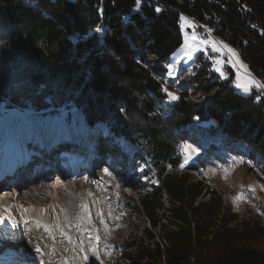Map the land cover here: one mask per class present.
Returning <instances> with one entry per match:
<instances>
[{
  "label": "trees",
  "instance_id": "16d2710c",
  "mask_svg": "<svg viewBox=\"0 0 264 264\" xmlns=\"http://www.w3.org/2000/svg\"><path fill=\"white\" fill-rule=\"evenodd\" d=\"M181 16L235 48L264 82V0H0V105L53 109L68 127L101 125L150 144L156 177L146 176L156 185L140 208L162 236L142 229L136 264H264L263 221L240 217L221 191L195 179L203 162L181 167L191 141L242 157L264 180V95L237 94L200 56L173 88L166 64L183 42ZM164 86L179 99L169 101Z\"/></svg>",
  "mask_w": 264,
  "mask_h": 264
},
{
  "label": "rangeland",
  "instance_id": "374dc122",
  "mask_svg": "<svg viewBox=\"0 0 264 264\" xmlns=\"http://www.w3.org/2000/svg\"><path fill=\"white\" fill-rule=\"evenodd\" d=\"M179 22L181 23L180 20ZM204 27L201 28L199 26L200 30L202 31L199 34H205V31L208 30L206 26ZM179 29L180 34L183 36V42L171 55L170 59L167 61L166 67L181 55L183 51L182 46L184 45L185 40H190V36L193 31L191 28L181 30L180 24ZM208 38L217 42H222L214 38L212 35H210ZM223 44L227 43L223 41ZM230 47L235 50V48L232 46ZM236 53H238L239 59L244 64H246L240 53L238 51H236ZM221 55L225 61L228 60L229 56L226 50L223 54L212 52L210 48H207L203 51H197L194 53L191 60L185 58V60L178 65L175 79L167 75L165 80L167 82H172L171 86L173 88H176L178 85L186 82L195 73V68L198 67V64H200L199 60L196 61L200 56L204 62L210 64V70L216 74L218 79L222 82H228L230 86L234 88L237 94H240L243 97H249L252 95L254 90H257L262 92L264 95V90L260 89L254 88L250 93H244L243 91L237 89L233 83L236 78L237 69L233 68L227 62L223 64V71L226 73L227 79L220 78L219 73L215 71L214 58ZM3 107L4 106H1L0 109L2 110ZM14 113H16V111H12L10 113L12 118L15 116H13ZM29 115L24 116L25 118L19 121L13 136L17 138V134L19 133L18 130H20L23 125L26 127L32 125L33 127L29 132V136L25 138L26 146L30 148V150L35 148V146H33L34 142L38 144L39 141H42L44 132H47L49 128L51 129L50 133L52 135L53 133L56 134L57 131L61 132L57 140L61 139L62 134L64 136L68 134L62 130L65 122L62 117H58L53 121L46 116H43L42 118H35ZM96 130L98 131V138H104L108 142L112 141L110 138H106L107 135L104 129L98 127ZM68 132L71 133V137H73V135L78 136L77 133H80L83 137V141H86H84V144H87L88 147H92L91 141L94 139V133L90 131L86 124L83 125L79 130H77V128L72 130L71 127ZM65 142L66 140L63 137L61 147H65ZM186 144L194 146L199 150V152L198 154L194 155L193 159L187 164H183L184 168L191 164L200 165L203 162L206 167L203 170L192 172V176L199 181L207 182L211 189L221 191L225 201L228 204H231L233 209L240 215V217H258L264 223V187H262L264 186V180H262L260 175H258L260 173L259 168L251 162L246 164L242 157L240 158L230 153L227 154L226 151L222 149L207 152L203 149H199V147L194 142L188 141L184 145ZM129 146L133 152V155H135V160L131 163L130 169L131 175L134 177V179H137L138 182L136 185V190L131 187L130 182L124 180V173H122V175H118L116 171H109L111 176L105 175V173H103L102 176H89L86 175L89 171L84 168L85 170H82L84 171L82 176L67 178L63 184H50L49 186H46V188L41 192L45 194L47 193L51 197L49 196L50 198L46 197V199H43L45 200L44 204L39 202L42 198L36 194L37 192H35L36 200H33L35 203L34 205H30L31 203L27 201L26 197L31 192L30 190L26 189L22 190L20 197L18 195L17 198L12 196L17 193L15 190H13L11 194L8 193L6 195H0V206L9 207L10 209L11 206H14L15 208L12 213L17 220H20L21 217V208L18 206H23L24 209L32 210V212L36 211L38 216L37 218H33V220L31 219V216L25 213L29 218V223L27 225L22 223L21 227L16 228V232L14 234H6L3 231L0 232V252L4 251L3 253H0V264H23L27 262L22 261H39L41 257L34 250L36 244H40L43 252L45 253L43 258L46 262L49 260V254L51 253L52 248L55 247L56 254L51 256L52 264H59L60 258L62 256H73L72 252L63 251V249L70 248L71 246L60 236L59 231H55L53 233L56 238L53 240L44 231L43 227L37 228L32 223V221L39 220L41 225L45 223L54 224L57 221V218H59L60 221H63L65 213L62 212L61 209H66L69 217L74 222L75 216L80 211L79 206L81 203H88L90 211L92 212L93 224L98 229V234L101 237V243L98 247V250L100 252V257L103 261V264H136L134 259L139 254V245L145 241V235L142 233V229L146 227L147 229L152 230V228L149 227V220H147L140 208L141 201L146 195L144 193L150 191L149 189L152 184L151 180L148 181L149 179H147L148 177L146 176V172H149L151 177H156V173L153 169L147 168V164L150 162V144H148L146 140L140 139L137 140L136 143L130 144ZM21 151L22 150H20V152ZM18 152L19 151H17V153ZM182 153L183 161H185V152L183 149ZM102 160L105 162L106 159L104 158ZM67 162H70V160ZM123 164L127 165L125 162ZM104 168L105 166L102 167V169ZM226 168L230 169V171L227 173V179L224 178V169ZM99 171L100 170L97 169L96 172L98 173ZM84 177H88L87 181L84 179ZM140 179H142L143 182H139L138 180ZM75 180H77V182H75ZM94 180L99 181V186L93 183ZM252 189H254V191H252ZM89 193L92 195L89 196ZM117 193H119V196H117ZM237 196H242V199L234 202V198ZM49 199L52 200L49 201ZM206 200H208L207 195L201 198V201L203 202ZM93 201H95V203H93ZM168 204V200H166V197H164L162 205L164 209L168 208ZM43 206L46 208L45 210H47L46 216L43 212H41ZM109 208L112 210V216L119 217V219H112L111 217H108L107 214L109 212ZM97 210H100L105 215L109 231L105 232L104 225H101L98 218H96L95 213ZM160 215L164 219L163 224L165 225L166 215H164L163 211H161ZM2 224L6 226L5 222ZM117 225H119V227H117ZM9 229L13 231L12 227ZM151 233H155L157 235V239L160 240L162 236L161 229L153 228ZM70 235H72L74 238H78L80 234L76 232L75 229H72L70 231ZM84 235L87 237V233ZM107 245H110L111 248H107ZM85 246L87 247V240H85ZM7 247L18 249L19 252L14 251V249L10 250L9 252H5ZM90 258H93L94 262L98 261L95 259V257H92L89 254V260ZM82 262L83 261L81 260H77L76 264H82ZM99 262L101 261L99 260ZM32 264L39 263L36 262Z\"/></svg>",
  "mask_w": 264,
  "mask_h": 264
},
{
  "label": "snow or ice",
  "instance_id": "6c2138e0",
  "mask_svg": "<svg viewBox=\"0 0 264 264\" xmlns=\"http://www.w3.org/2000/svg\"><path fill=\"white\" fill-rule=\"evenodd\" d=\"M140 0H137V6H139ZM157 12L161 11V9L157 8ZM180 27L181 30H185L188 28L193 29L190 40H185L183 47V51L179 57H177L174 62L167 65L168 72L167 75L169 77H172L175 79L176 72L178 70V65L187 58L188 60H191L193 58V55L197 51H203L207 48H210L212 52L215 53H221L223 54L226 50L229 58L227 61H225L221 56H217L214 58V67L215 71L219 73L220 78L227 79L226 73L223 71V64L227 62L230 64L233 68H236V78L234 80L235 87L244 93H250L254 88L264 90V82H261L257 80L251 72L248 70V66L244 64L240 59L238 53L234 49H232L227 44H223V42H217L215 40H212L210 38H203L199 36L195 31V23L188 18L181 16L180 17ZM99 31V29H97ZM209 33L211 32V29L207 30ZM195 43H191V42ZM243 70V71H241ZM162 91L167 94V97L169 101H176L179 99V96H177L174 92L169 91V89L164 86L162 87ZM257 99H260L259 96H257ZM185 152V161L184 163L187 164L190 160L193 159V156L198 154L199 150L195 148L194 146L190 144L184 145L183 148ZM183 167V165H181ZM230 171V169H224L225 172V179H227V173ZM103 172L105 175L111 176V173L107 168L103 169ZM84 179L87 181L88 177H84ZM94 184H97L99 186V181H93ZM264 187V186H262ZM254 191V189H252ZM92 194L89 193V196ZM117 196H119V193H117ZM242 199V196H237L234 198V202L239 201ZM95 203V201H93ZM21 208V217L20 220H17L16 217L13 215L11 209L9 207H3L0 206V223L4 222V219L6 218L9 220L14 228L21 227V224L27 225L29 223V218L25 215V213L28 212V209H24L23 206H18ZM80 211L77 213V215L73 220L69 217L68 212L66 209H61L62 212L65 213L64 220L60 221L59 218H57V221L54 224H43L41 225V222L39 220L32 221V223L37 227H43L44 231L51 237L53 240H55L54 232L59 231L60 236L67 241V243L71 246L70 248L63 249L64 252H72L73 256L67 257L62 256L60 258L59 264H76L77 260L83 261V264H88L89 261V254L92 257H95L96 260H100L101 264H103V261L100 257V252L98 250V247L101 243V237L98 234V229L93 224V215L90 211L88 203H81ZM96 218H98L99 223L101 225H104L105 232L109 231L105 215L100 211L97 210L95 213ZM108 217H111L112 219H119V217H113L112 216V210L109 208ZM119 227V225H117ZM72 229H75L76 232H78L80 235L78 238H74L72 235H70V231ZM85 233H87V237H85ZM85 240H87V247L85 246ZM107 248H111L110 245L106 246ZM35 252L41 257L39 260V264H52L51 256H54L56 254L55 247L52 248L51 253L49 254V260L46 262L43 258L45 256V253L43 252L40 244H36L35 246ZM110 255V252H109Z\"/></svg>",
  "mask_w": 264,
  "mask_h": 264
},
{
  "label": "bare ground",
  "instance_id": "6f19581e",
  "mask_svg": "<svg viewBox=\"0 0 264 264\" xmlns=\"http://www.w3.org/2000/svg\"><path fill=\"white\" fill-rule=\"evenodd\" d=\"M204 26H205V25H204ZM204 29H205V27H204ZM205 33H209V32L206 30ZM4 109H6V108H3L1 111L4 112V111H5ZM8 111H9V113L12 112L11 110H8ZM8 111H5V112L8 113ZM14 115H15V114H13V116H14ZM8 117H9V115H8ZM9 119H12V117L10 116ZM52 129H53V128H52ZM56 134H57V133H56ZM56 134H55V133H53V135L50 134L48 140H49V141L51 140V141L53 142V141L55 140V137H54V136H56ZM5 139H6V137H5ZM29 145H30V144H29ZM30 146H31V145H30ZM25 150H26V148H25ZM18 158H19V157H18ZM18 158H17L16 156H14V157H12V158L10 159V161H11V162H15V161L18 160ZM52 159H53V158H52ZM53 161H55V159H53ZM52 167H53V166H52ZM84 168L86 169L85 165H82V166H81V169H80V173L84 174V171H82ZM85 169H84V170H85ZM62 180H63V178H62ZM52 192H53V191H52ZM21 193H22V192L19 193V197H20V194H21ZM49 193H50V192H49ZM53 193H54V192H53ZM55 193H56V192H55ZM46 194H47V193H46ZM49 196H50V195H48L47 198H50V197H51V196H50V197H49ZM1 199H2V198H1ZM20 199H22V198H20ZM26 199H27V201H29V203H31L30 205H34L35 202H34L33 200H36V195L30 193V194H28V196L26 197ZM22 200H23V199H22ZM22 200H21V201H22ZM50 200H52V199H49V201H50ZM54 200H55V199H54ZM27 201H26V202H27ZM37 201H38V200H37ZM44 201H45V200L41 199L39 202L42 203V204H44ZM56 201H57V200H56ZM22 202H23V201H22ZM24 202H25V201H24ZM45 203H48V202H45ZM54 203H55V202H54ZM55 204H56V203H55ZM40 205H41V204H40ZM25 206H26V204H25ZM45 209H46V208L43 206L41 210L45 211ZM46 212H47V210H46ZM27 214H28L29 216H31V219H33V218H37V217H38L36 211H35V212H34V211L32 212V210H28ZM25 215H26V214H25ZM33 220H34V219H33ZM21 264H22V263H21ZM23 264H27V263H23ZM30 264H32V263H30Z\"/></svg>",
  "mask_w": 264,
  "mask_h": 264
},
{
  "label": "built area",
  "instance_id": "2783aa9c",
  "mask_svg": "<svg viewBox=\"0 0 264 264\" xmlns=\"http://www.w3.org/2000/svg\"><path fill=\"white\" fill-rule=\"evenodd\" d=\"M195 25H196V27H195V31H196V33L197 34H199V33H201L202 31L200 30V28H199V26L201 27V28H203L204 27V24H202L201 22H199V21H196L195 22ZM200 36H202L203 38H208V37H210V34L209 33H205V34H199Z\"/></svg>",
  "mask_w": 264,
  "mask_h": 264
}]
</instances>
